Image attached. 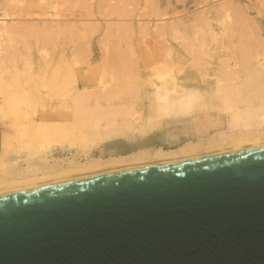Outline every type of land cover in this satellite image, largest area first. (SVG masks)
Masks as SVG:
<instances>
[{
	"label": "rangeland",
	"instance_id": "obj_1",
	"mask_svg": "<svg viewBox=\"0 0 264 264\" xmlns=\"http://www.w3.org/2000/svg\"><path fill=\"white\" fill-rule=\"evenodd\" d=\"M97 1L0 0V17L7 15L0 22V101L5 102L9 98L6 108L10 109V113L17 117L18 123L24 128L23 139L16 141L2 157L4 168H0V184L2 181L14 180L18 185L13 188L20 189L32 182L43 186L56 181L58 178L51 174L44 177L39 175L33 181L18 179L22 175H17V170H33L37 161H40L39 146L48 151L44 154L47 162L63 158L65 163L58 161L63 168L68 165L65 157L76 152L81 154L76 158L78 163L85 162L88 156L99 158L100 161L110 158V161L106 160L93 169L66 174L65 177L69 179L171 162L169 156H156L154 149L160 147L168 150L176 144L193 139L187 125L188 120L197 113L204 109L220 111L225 105L244 110L253 106L257 108L263 103L259 91L264 84V80H260L264 72L254 69L253 60L260 51L259 46L257 48L255 45L254 48V42L257 40L256 43L261 46L264 41V0H148L151 6L147 4V7L146 0L144 5L143 0H135L136 8L134 4L126 2L123 10L120 7L123 0L119 2L120 6L117 0H113V4H109L110 1L106 3L108 0H99V5ZM114 3L122 10L123 14H117L119 17L116 16V10L112 11ZM132 5L131 14L129 8ZM226 6L232 7V11ZM154 7L161 11H158V16L154 14ZM106 8L110 9L109 12ZM125 8L130 11L127 12ZM140 8H145V13L149 11L150 15L141 17L138 12ZM115 9L118 12L120 10ZM103 10L109 16L105 12L106 15H100ZM86 11H91L92 16L87 15ZM233 11L237 16L234 15V20L230 21L228 18L233 17ZM137 12L141 21L136 16ZM191 15L199 16L200 19H196L201 20L197 21L198 26ZM187 17L196 22L197 28L194 22L191 25L192 20L189 21ZM223 18L227 21H223ZM239 18H242L243 23ZM93 19H96L95 27L98 29H93ZM115 19L118 22L125 19L124 23L129 20L132 33L127 32V28L121 30L127 24L122 26L120 24L123 22H119L118 25ZM185 19L191 23L187 22L189 24L183 26L186 24ZM139 21L143 22L144 27L140 31L144 34L136 32L137 25L140 29L142 27V23L137 24ZM169 21L174 26L176 24L173 21H180L181 24L180 27L176 26L180 31L174 27V37L173 25H169ZM91 22L93 26L88 24ZM104 22L108 23L105 28ZM144 23H148V26ZM229 24L230 27L232 25L231 29ZM248 24L252 25V30ZM155 25L161 26L156 28V34L152 30ZM158 29L161 31L158 32ZM167 31L170 32L169 36ZM159 39L169 46H164ZM260 57L264 58V54ZM247 59L249 62L245 65L243 62ZM216 80L221 84L220 89L214 86ZM76 82L80 90L83 89L82 84L87 83V90L94 94H97L94 90L98 91L99 88L104 99L101 96L99 98L98 93L96 97L99 99L95 97L92 100L95 96L93 94L88 96L87 102L86 99L77 103L76 106H79L69 118L73 122L74 132L70 133V123L65 125L66 130L59 132L53 124L60 114H65L62 112V106L66 104L62 102L63 95ZM181 82L194 88L200 95L192 103L194 109L188 114L174 109L175 105L165 108L154 96L156 86L171 87ZM103 92L113 96L105 99ZM13 99L15 103L11 101ZM10 101L14 105H10ZM7 112L9 114V110ZM225 114L228 115V112L223 113L224 117ZM4 120L0 118V124ZM1 127L4 130L10 129L5 124ZM168 130L174 131V136L163 137ZM71 138L74 139V146L68 148ZM257 139L259 144L264 145L262 135ZM102 140L108 141L100 144ZM247 142L242 143V149L251 146V138ZM59 143L66 145L64 149H59ZM215 147H202L193 153L180 155L177 159L204 157L232 149L227 143ZM138 152L142 154L136 155Z\"/></svg>",
	"mask_w": 264,
	"mask_h": 264
},
{
	"label": "water",
	"instance_id": "obj_2",
	"mask_svg": "<svg viewBox=\"0 0 264 264\" xmlns=\"http://www.w3.org/2000/svg\"><path fill=\"white\" fill-rule=\"evenodd\" d=\"M0 264H264V146L2 195Z\"/></svg>",
	"mask_w": 264,
	"mask_h": 264
},
{
	"label": "bare ground",
	"instance_id": "obj_3",
	"mask_svg": "<svg viewBox=\"0 0 264 264\" xmlns=\"http://www.w3.org/2000/svg\"><path fill=\"white\" fill-rule=\"evenodd\" d=\"M102 1V0H101ZM107 1V0H106ZM110 1V3L109 4H113V0L111 1V0H108L106 3H108ZM116 1V0H115ZM114 1V2H115ZM122 0H117V2H118V4H119V6H120V3L119 2H121ZM124 1V0H123ZM121 2V5L123 6H120L121 7V9L122 8H124L129 2V4H134V7L136 6L135 5V0H126V1H124V2ZM147 1V3H146V7H147V4H148V0H146ZM163 1V0H162ZM203 1V0H202ZM205 1V0H204ZM100 1L98 0L96 3H97V5H99V4H101V3H99ZM126 2H127V4H126ZM131 2H134V3H131ZM137 2V1H136ZM151 2V1H150ZM179 2H180V0H179ZM200 2H201V0H200ZM200 2H197L198 4L200 3ZM96 3H95V6H96ZM123 3H125L124 5H123ZM160 3V2H159ZM162 3V2H161ZM172 3V2H171ZM171 3H169V4H171ZM196 3V2H195ZM143 5L145 4V0H143V3H142ZM150 4V3H149ZM148 4V5H149ZM188 4V3H187ZM193 4V3H192ZM222 4V3H221ZM224 4L225 5H227L225 2H224ZM115 5V6H114ZM114 5H111L112 7L114 6V8H112V7H110V6H108L109 8H112V11H117L118 12V10L117 9H115V7L116 8H118V9H120L119 8V6L118 5H116L115 3H114ZM195 5V4H194ZM223 5V4H222ZM118 6V7H117ZM131 6V5H130ZM150 6H151V4H150ZM150 6H148V9L149 10H151V7ZM160 6V5H159ZM178 6V5H177ZM183 6V5H182ZM190 6V5H189ZM127 7H129V6H127ZM126 7V8H127ZM145 7V8H146ZM186 7V6H185ZM191 7V6H190ZM189 7V8H190ZM227 7V6H226ZM89 8H90V4H89ZM105 9L107 12H109L108 10H110V9ZM125 8V9H126ZM132 8H133V5H132V7L131 8H129V9H131V11L129 10V9H126L127 10V12H131V14H132ZM136 8V7H135ZM145 8H140L139 9V13L141 14V17H143V15L145 16H148V15H150V14H148V13H150L149 11L148 12H146L145 13V11H146V9ZM156 10H157V8L156 7H154ZM164 8V7H163ZM169 8V7H168ZM168 8H167V10H168ZM188 8V7H187ZM220 8V7H219ZM227 8H229V6L227 7ZM230 8H232V7H230ZM228 9V10H230V11H232L231 9ZM240 8V7H239ZM238 8V9H239ZM119 10V12L117 13L116 12V16H118V15H121V13H122V10ZM125 9H124V11H125ZM143 9H145V10H143ZM154 9V14L156 15V16H158V11L159 10H157V12H156V10ZM182 9H184V8H182ZM181 9V10H182ZM237 8L235 7V11H236V13H238V15H239V12H237L238 10H236ZM90 10V9H89ZM97 10V9H96ZM105 10H103L102 11V14H100V15H104L105 13L109 16V13H107ZM218 10V8L216 9V11ZM145 13H143V12ZM186 11H188V9L186 10ZM212 12H213V10H211ZM219 11V10H218ZM217 11V13H219ZM88 12L89 11H86V14L87 15H91L90 13H91V11L89 12V14H88ZM97 12H98V10H97ZM105 12V13H104ZM126 12V11H125ZM137 12V18H138V20H140L141 21V19H139V17L140 16H138V13ZM159 12H161V11H159ZM214 12H215V10H214ZM220 12H221V10H220ZM114 12H112L111 14H113ZM120 13V14H119ZM143 13V14H142ZM184 13V12H183ZM204 13V12H203ZM217 13H216V15H217ZM227 13V12H226ZM233 13H234V11H233ZM105 14V15H106ZM115 14V13H114ZM118 14V15H117ZM123 14V13H122ZM126 15H127V13H125ZM130 14V13H129ZM127 15V16H131V14L130 15ZM139 14V15H140ZM201 14V13H200ZM220 14V13H219ZM218 14V15H219ZM228 15H232L231 14V12H228L227 13ZM160 15H162L161 13H160ZM183 15V14H182ZM214 16V14H212L211 13V16ZM218 15H217V17H218ZM228 15H226L225 14V16H228ZM234 15H236L237 16V14H233V17H227L229 20L230 19H232V18H235L234 17ZM246 15V14H245ZM5 16H7V15H4V17H0V22H3V18H6ZM92 16V15H91ZM107 16V17H108ZM123 16V15H122ZM121 16V17H122ZM225 16H223V17H225ZM119 17V16H118ZM182 17H184V15L182 16ZM192 19L194 18V20L197 22L200 18H199V16H195V17H193L192 15L190 16ZM204 17V16H203ZM239 17V16H238ZM243 17L245 18V16L243 15ZM122 18H124V16L122 17ZM197 18H199L198 20H196ZM111 19V18H110ZM126 19V18H125ZM124 19V21L122 20L121 22H120V20H119V22L120 23H122V24H120L119 22H118V20H116V22H118V25L120 24V25H122V26H125V24H127V27H121V30H123V29H125V28H127L128 30L130 29L131 30V28H129V23H128V21L126 22V23H124L126 20ZM135 19H136V17H135ZM187 19L189 20V18L187 17ZM187 19H185V21L187 20ZM192 19H190V20H192ZM204 19V18H203ZM224 19V18H223ZM222 19V20H223ZM225 19H226V17H225ZM223 20V21H227V20ZM240 19V18H239ZM238 19V20H239ZM242 19V18H241ZM240 19V20H241ZM96 20V19H95ZM95 20L93 19V24L95 23V25H94V27H93V29H96L97 27H95V26H97V24H96V22H95ZM189 20V21H190ZM194 20H192V23L191 22H189V21H186V24L184 23V20H183V24H185V25H183V26H186L187 24H189V23H191V25L193 26L196 22H194ZM232 20H234V19H232ZM232 20H230V21H232ZM245 20H246V18H245ZM244 20V21H245ZM247 20H249V19H247ZM140 21H139V23H137V24H141L140 26H142L141 27V29H140V27H139V25H137V27H136V29H138L139 31L140 30H143V27H144V25H143V22H141L140 23ZM199 21H201V20H199ZM107 22H112V21H107ZM115 22V21H114ZM113 22V23H114ZM131 22V21H130ZM171 21H169V23H170ZM173 22H175V26H174V24H169V25H173V30H172V34H173V37H174V33H173V31H174V27H175V29H178V28H176V26L177 27H180L181 26V24H180V21H179V23L177 22L176 23V21H173ZM172 22V23H173ZM187 22H189V23H187ZM193 22H194V24H193ZM221 23V25L222 24H224V23H222V21H220ZM113 23H110V24H112L113 25ZM198 23L199 22H197V26H198ZM201 23V22H200ZM227 23V22H226ZM241 23H243L242 22V20H241ZM89 25L91 24L92 25V22L91 23H88ZM106 24H108V23H106V22H104V28H105V25ZM109 24V25H110ZM144 24H148V23H144ZM178 24V25H177ZM228 24V23H227ZM230 24H232V22H230ZM230 24L228 25V27L231 29V27H232V25H231V27H230ZM246 24V23H245ZM251 24V23H250ZM250 24H248V25H250ZM74 25V24H73ZM112 25H110V26H112ZM146 25H145V27H146ZM154 25V24H153ZM191 25H189L188 27H190ZM254 25V24H253ZM85 26L87 27V29H89L88 28V25H86L85 24ZM93 26V25H92ZM108 26V25H107ZM148 26V25H147ZM162 26H163V24H162ZM194 26H196V24L194 25ZM197 26H196V28H197ZM200 26H201V24H200ZM224 26H225V24H224ZM243 26H244V24H243ZM252 25H250V27H251ZM68 28H69V25L67 26ZM74 27V26H73ZM90 28H91V26H89ZM114 27H115V25H114ZM113 27V29H115L117 32H119L116 28H114ZM130 27H131V25H130ZM139 27V28H138ZM152 27H154V28H152ZM151 28H152V30H153V32L155 33V30H156V28L158 27V28H161V26L159 27V26H157L156 27V25L155 26H152ZM169 27H171V26H169ZM228 27H225V28H228ZM245 27V26H244ZM249 27V28H250ZM109 28H111V27H109ZM108 28V29H109ZM163 28V27H162ZM207 28V27H206ZM210 28V27H209ZM73 29V28H72ZM80 29V28H79ZM81 29H83V28H81ZM98 29V28H97ZM107 29V30H108ZM112 29V28H111ZM110 29V31H112ZM126 29V30H127ZM145 30L147 29V28H144ZM171 29H172V27H171ZM185 29L187 30V28L185 27ZM208 29V28H207ZM242 29H243V27H242ZM254 29V28H253ZM127 31V32H129V33H132L131 31ZM138 30H136V32H137V34H144V32L142 31H140V32H138ZM189 30V29H188ZM251 30H252V27H251ZM255 30H256V28H255ZM158 32H160L161 30L160 29H158L157 30ZM178 31H180L179 29H178ZM177 31V32H178ZM189 31H191V28H190V30ZM188 31V32H189ZM192 31H194L193 29H192ZM228 30L226 29V32H227ZM103 32H105L104 30H103ZM157 32V33H158ZM174 32H176V30L174 31ZM154 33H152V34H154ZM169 31H167V36H169ZM190 33V32H189ZM251 33V32H250ZM145 34H147V32L145 33ZM156 34V33H155ZM192 34V33H191ZM158 35V34H157ZM256 37H257V35H256ZM162 39H159V41H161ZM255 41V40H254ZM162 42H163V40H162ZM162 42H158V43H162ZM256 42H258L257 40H256ZM256 42H254V48L257 46V48H258V46H259V48H260V51H259V53H258V55L255 57V59L253 60V67H254V69L256 70V71H260V73L262 72H264V58L263 57H260L261 55H263L264 54V41H262L261 42V46L260 45H258ZM260 42V41H259ZM256 43V44H255ZM164 46H169V44H167V45H165V43L163 42L162 43ZM161 45V44H160ZM160 45H158V46H160ZM163 45H161V47H163L164 48V46ZM256 45V46H255ZM261 47H263V48H261ZM256 48V49H257ZM166 50H167V48H165ZM168 49H169V47H168ZM255 49V50H256ZM263 49V50H262ZM61 51V50H60ZM167 51H169V50H167ZM244 59V58H243ZM242 59V60H243ZM250 59V58H249ZM219 60H221V58L219 59ZM238 60V59H237ZM241 60V61H242ZM245 60V59H244ZM222 61V60H221ZM224 61V60H223ZM238 63L240 62L239 60L237 61ZM243 62V61H242ZM246 62L248 63L249 61H248V59H247V61H244L243 63L246 65ZM232 65V64H231ZM235 65V63L233 64V66ZM255 71V72H256ZM257 73V72H256ZM234 75V74H233ZM264 80V73L263 74H261V78H260V80H261V82ZM217 89H220V87H221V84L219 83V81H215V85H214ZM87 87H88V84L87 83H83L82 84V90H80L79 89V86H78V83L76 82L75 84H73L72 85V87H71V89H69L68 90V92L65 94V95H63V99H62V102H65L66 104H65V106H62L63 108H64V110L62 111V112H64L65 114H60V117H59V119L56 121V123H54L53 124V126L54 127H57V129L59 130V132L60 131H64V130H66L65 128V125H67V124H69V126L71 127V128H69V129H72V131H70V133H73L74 132V130H73V126H72V124L71 123H73V122H71L70 121V119L69 118H71L72 116H73V113L75 112V108L76 107H78V106H76L77 105V103H79L80 101L82 102V101H84V100H86L87 98H88V96L90 95H92L93 96V94H94V92H91L90 90L88 91L87 90ZM261 88H260V96L263 98V103L259 106V107H257V105H256V107L257 108H255L254 106H253V108H247V109H244V110H240V109H238V108H233V107H231L230 105H225V107H223L222 109H220V111L222 112H220V111H218V110H203L201 113H197V115H195V116H193L190 120H188V128H189V131L191 132V134L194 136V138L193 139H188V140H186V141H184V142H182V143H179V144H176L174 147H171V148H169L168 150H164V149H162V148H156V149H154V154L156 155V156H169L170 158H171V162H165V163H161V164H167V163H176V162H182V161H188V160H193V159H197V158H202V157H191V158H181V159H177V157L178 156H180V155H186V154H189V153H193V152H195V151H197V150H199V149H201L202 147H205V148H213V147H215V146H220V145H222V144H225V143H227V144H230L231 146H232V149L230 150H228V151H218V153H215V154H213V155H219V154H225V153H230V152H235V151H239V150H242V143L243 142H247L250 138H251V142H249V143H251V146L249 147V148H257V147H262V146H264V145H261V144H259L258 143V137H260V135H262L263 137H264V84L262 83V86H260ZM97 90L98 91H96V90H94L95 92H97V94H94L95 96H93L94 98L92 99V100H94V99H96L98 96L97 95H99L100 93L99 92H101V91H99V88H97ZM93 91V90H92ZM90 92L92 93V94H90ZM99 93V94H98ZM104 93V95L103 96H105V99H107V98H110L111 96H113V95H108L109 93H107V95H105L106 94V92H103ZM223 93V92H222ZM101 94H102V92H101ZM101 94L99 95V98H101L102 96H101ZM154 96H156V98H157V100L162 104V106H164L165 108L166 107H169V105L170 106H174V109H176L177 111H180V113H182V114H188V113H190V112H192V110L194 109L193 107H192V103L195 101V100H197V98H199L200 97V95H199V93L194 89V88H191V87H189V85L188 84H186L185 82H181V83H174V84H172L171 85V87H167V86H165V85H161V86H156L155 87V89H154ZM97 96V97H96ZM101 96V97H100ZM20 97H21V95H20ZM96 97V98H95ZM22 98V97H21ZM99 98H97V99H99ZM102 99H104L103 97H102ZM9 101V98L8 99H5V102H4V100L1 102L0 101V118H4L5 120L3 121V123H1L2 125H8L9 127H10V129L9 130H4V128L3 127H1L2 125L0 124V168L2 169V168H4V162H3V160H2V157L4 156V153L7 151V150H10L12 147H13V145H14V143L17 141H19V140H22L23 139V135H24V128L20 125V123H18V121H17V117L14 115V114H12V113H10V109H7L6 108V103H8V101ZM12 102H14L15 103V101H14V99L13 100H11ZM10 101V105H14V103H12ZM18 101H20V100H18ZM88 101V99L85 101V102H87ZM80 102V103H81ZM260 102H262V101H260ZM226 104V103H225ZM260 104V103H259ZM9 105V104H8ZM9 105V107H12V106H10ZM159 106V105H158ZM160 107V106H159ZM171 108V107H170ZM9 110V114H8V111ZM167 110V109H166ZM226 113V112H228V115H226L225 114V117H224V115H223V113ZM11 114V115H10ZM194 114V113H193ZM180 117V116H179ZM187 120V119H186ZM180 121H182V120H180ZM92 127V126H91ZM93 129H94V127H93ZM96 130V129H95ZM174 131H166V134L163 136V137H172V136H174ZM249 137V138H248ZM109 140V139H108ZM108 140H102V141H100L99 143L100 144H105V142H107ZM74 139H70V142H68V144H67V147L68 148H71V147H73L74 146ZM248 143V142H247ZM66 145L64 144V143H59L58 144V147H59V149H64V147H65ZM216 148V147H215ZM38 150L41 152V154H39V157H40V161L38 162L37 161V163H36V167L33 169V170H27L26 171V169H24V168H20L19 170H17V175H19V176H21L22 175V177H18V179H20V178H22V179H24L25 181H28V180H31V181H33L35 178H37L39 175H42V177H44V176H48V175H53V176H55V178H58L56 181H54V182H52V183H49V184H57V183H63V182H69V181H72V180H77V179H83V178H88V177H92V176H98V174L97 175H87V176H81V177H79V178H76V179H74V178H72V179H69V178H66L65 176H66V174H68V173H74V172H77V171H79V172H82V171H85V170H90V169H93V168H95V167H98V166H100V165H102V163L103 162H106V160L107 161H110V158L109 159H105V160H99V158H94V157H91V156H88V158L86 159V160H84L85 162H83V163H78L79 161H76V158H78V157H80L81 156V154L80 153H78V152H76V153H74V154H72L70 157H65L66 159V163L68 162V165L66 166V167H61V165H59V163H58V161L59 162H64L63 160V158L62 159H59L58 161L56 160V159H54L53 160V162L52 163H49V162H47V160L44 158V154L45 153H47L48 151L46 150V148H41V146H39V148H38ZM211 150V149H210ZM223 150V149H222ZM206 151V150H205ZM142 154V152H138L136 155H141ZM213 155H207V156H213ZM87 156V155H86ZM207 156H204V157H207ZM75 162H77L78 164H76ZM65 163V162H64ZM35 164V163H34ZM151 166H154V165H151ZM141 168H143V167H141ZM132 169H137V168H132ZM10 170L12 171V168H10ZM126 170H131V169H125V170H119V171H115V172H120V171H126ZM110 173H114V172H109V173H104V174H110ZM13 182H7V181H2V184H0L2 187H0V196H2V195H6V194H12V193H17V192H21V191H26V190H30V189H33V188H37V187H40V185H36L35 183H30L29 185H26L24 188H20V189H16V188H13V187H15V182L16 181H14V180H12ZM19 181V180H18ZM22 181V180H21ZM38 181V180H37ZM36 182V181H35ZM49 184H47V185H49ZM14 185V186H13ZM17 185H18V183H17ZM16 185V186H17ZM24 186V185H23ZM42 186V185H41ZM44 186V185H43ZM3 188V191H1V189Z\"/></svg>",
	"mask_w": 264,
	"mask_h": 264
}]
</instances>
